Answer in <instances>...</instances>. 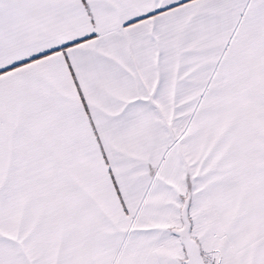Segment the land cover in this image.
<instances>
[{"label": "snow or ice", "instance_id": "6c2138e0", "mask_svg": "<svg viewBox=\"0 0 264 264\" xmlns=\"http://www.w3.org/2000/svg\"><path fill=\"white\" fill-rule=\"evenodd\" d=\"M0 264H264V0H0Z\"/></svg>", "mask_w": 264, "mask_h": 264}]
</instances>
